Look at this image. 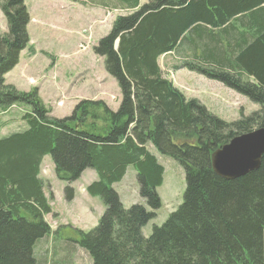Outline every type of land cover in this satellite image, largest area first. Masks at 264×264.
<instances>
[{
  "label": "trees",
  "instance_id": "trees-1",
  "mask_svg": "<svg viewBox=\"0 0 264 264\" xmlns=\"http://www.w3.org/2000/svg\"><path fill=\"white\" fill-rule=\"evenodd\" d=\"M24 1L0 0L7 27L0 37V113L12 105L29 109L22 116L26 127L0 138V264H36L35 243L50 233L44 216L53 197H45L39 178L47 155L56 178L67 183V202L74 199L70 183L87 169L97 175L86 192L101 199L104 211L93 229L76 232L75 242L92 264H264V154L258 170L235 180L211 167L214 151L264 127V0H148L141 6L109 0L132 11L117 16L92 47L116 81L119 105L111 110L101 100H81L62 119L49 116L37 88L20 92L5 83L29 46ZM198 25L216 31L199 38L214 49L205 55L213 56L204 57L208 66L184 68L246 97L259 111L225 122L162 77L158 58ZM149 145L179 163L185 189L177 210L144 238L142 228L160 208L156 188L164 173ZM128 166L148 209L125 208L112 189Z\"/></svg>",
  "mask_w": 264,
  "mask_h": 264
},
{
  "label": "rangeland",
  "instance_id": "rangeland-1",
  "mask_svg": "<svg viewBox=\"0 0 264 264\" xmlns=\"http://www.w3.org/2000/svg\"><path fill=\"white\" fill-rule=\"evenodd\" d=\"M70 1L78 6L75 7L73 13H67L65 9H62L59 1H24L29 13L27 31L29 32L30 43L19 58L17 69L10 75H5V83L15 87L20 92L28 90L24 81L20 80L26 79L28 74L33 78L32 82L37 83L36 87H39L37 91H40L41 87L44 86H54L50 90L47 89V92L42 95L38 93L39 98L46 94L49 104H46L45 107L50 111L52 118H63L70 115L79 101L90 100L93 97L95 92L100 89L90 80L96 76L95 73L103 80V89L107 96H103L102 99L108 103L112 110L117 109L121 99L116 81L105 72L103 61L89 62L86 67L81 69L75 58L78 56L88 58L92 54V47L104 33L98 22H104L106 19L99 18L94 23L92 20L81 16L84 9L80 7L85 5V0ZM120 15L122 14L120 13ZM115 17L116 14L114 18H109L106 22L110 25ZM73 28L75 29L74 32ZM6 33L5 17L0 11V37ZM88 34H91L90 50L79 52L78 46ZM29 47L32 48L33 52L28 50ZM30 61L32 64L29 72L27 64ZM47 65H49L48 68L41 74L36 73ZM162 77L169 80L171 76L162 74ZM234 94L237 96L236 93ZM113 98L115 100H112ZM57 101L59 104L64 103L63 106H69L68 110H56L55 103ZM199 102L208 109V112L225 122L236 121L240 115L247 117L260 110L258 104L250 102L246 97H241L239 103L238 101L232 102L234 106L237 105V108L231 110H226L231 102L225 106L220 100L214 104H209L205 99H200ZM18 107L22 111L15 110V112L0 117V137L25 127L21 123L22 116L29 109L24 105H18ZM51 109H54L53 114ZM151 152L163 167L164 173L162 184L156 188V193L160 199V208L155 211L156 216L142 228L141 233L144 238H148L153 227L161 226L169 215L177 210L183 201L185 189L184 172L179 163L161 155L154 148L151 149ZM40 170L47 172L43 176L44 194L48 199L52 195L53 199H50L49 202L51 214L44 216L50 233L35 243L33 252L36 264H92L90 256L75 242L79 239L76 232H88L93 229L104 211L101 199L88 195L84 189V185H88L97 179L96 173L92 169H87L80 180L70 184L74 191V199L67 202L63 193L67 183L56 178L50 155L43 159ZM112 189L117 193L125 208L138 204L148 209L146 202L139 197L136 171L132 166L126 168L124 177L120 182L113 184Z\"/></svg>",
  "mask_w": 264,
  "mask_h": 264
},
{
  "label": "crops",
  "instance_id": "crops-1",
  "mask_svg": "<svg viewBox=\"0 0 264 264\" xmlns=\"http://www.w3.org/2000/svg\"><path fill=\"white\" fill-rule=\"evenodd\" d=\"M49 1H53V2L59 1L61 3L59 5L61 6L62 9H65L67 13H73V10L75 9V7H78L76 4L72 3L70 0H49ZM146 1L147 0H139V5L141 6L142 4L146 3ZM80 8L84 9L83 15L81 16H83L86 19L92 20V22L94 23H96L95 20L99 18H104L105 13L108 11H117L121 13L122 15H127L132 12L128 8L123 7L117 3H112L109 0H85V5ZM257 11H260V10H257ZM257 11H254V12H257ZM252 14L246 15L240 18L237 17L236 19H232L228 24L238 22L247 16H252ZM98 24L101 26L100 29L104 32L100 36L102 37L108 33L110 29V25H108L107 22H104V23L98 22ZM241 27L243 26L241 25L240 28ZM72 30L73 32L75 31L74 28ZM215 33L216 31H213L204 25H198V26L191 27L188 31H186L182 35L176 49L173 50L172 52L162 55L158 59L157 63L164 76L165 75L173 76V80L171 79V77L169 80L172 82L173 86L177 88L184 95L186 99H197L198 101L200 99H205L208 101L209 104L217 103V100H220L221 102L224 103V106L227 105L229 102H231L226 108V110H231V109L237 108V105L234 106L232 102L238 101L239 103V100L241 99L240 96L238 95L236 96L232 91L223 87L218 82L208 80L198 75L197 73L189 71L188 69L184 68L185 64H192V63L208 66L205 64L206 60L204 59L208 56H213V54L212 53L208 55H205V54L210 51H214V49H211V50L205 49L204 45L199 42V38L201 35L210 36ZM197 42H199V44H197ZM22 53L20 54V57L22 56ZM75 58L77 59L78 65L81 69L87 66L89 62H94V63L98 61L102 62V59L96 58L93 54H90L88 58H83L80 56L75 57ZM31 64H32L31 61L27 64L29 68V72L31 70ZM207 64H209V68L214 67L213 63L211 62L207 61ZM18 66L19 64H17L16 67L12 71H10L6 76L13 73V71H15ZM48 66L49 65L43 66L42 70H38V71L36 70L37 71L36 73L41 74L44 70L48 68ZM95 75L96 76L94 78H91L90 80L93 81L94 84L98 85L100 89L95 92V94L90 100H102L110 108L108 103L104 99H102L103 96H107L105 94L106 93L105 90L103 89V80L97 73H95ZM20 80L24 81L25 87L28 89L36 87L37 85V83L32 82L33 78L29 74L26 79L23 78ZM64 85H66L65 82H64ZM53 87L54 86L41 87L42 89L38 91V93L39 95H42L47 92V89L50 90ZM36 88L38 89L39 87H36ZM40 99L42 100L45 106H47L46 104H49L46 94ZM51 111L53 114L54 109H51ZM1 116H4V115H0V117ZM21 123L22 125H25L24 122H21ZM150 152H151V149H150ZM84 172L81 174L78 180L81 179ZM88 185H84V189Z\"/></svg>",
  "mask_w": 264,
  "mask_h": 264
},
{
  "label": "water",
  "instance_id": "water-1",
  "mask_svg": "<svg viewBox=\"0 0 264 264\" xmlns=\"http://www.w3.org/2000/svg\"><path fill=\"white\" fill-rule=\"evenodd\" d=\"M264 154V127L233 137L211 155L214 173L235 180L259 169Z\"/></svg>",
  "mask_w": 264,
  "mask_h": 264
},
{
  "label": "clouds",
  "instance_id": "clouds-1",
  "mask_svg": "<svg viewBox=\"0 0 264 264\" xmlns=\"http://www.w3.org/2000/svg\"><path fill=\"white\" fill-rule=\"evenodd\" d=\"M134 11H135V10H134ZM166 54H167V53H166ZM160 57H161V56H160ZM160 57H159V58H160ZM159 58H158V59H159ZM160 71H161V70H160ZM176 89H177V88H176ZM177 90H178V89H177ZM196 100H197V99H196ZM101 101H102V100H101ZM103 102H104V101H103ZM104 103H105V102H104ZM202 105H203V104H202ZM63 118H64V117H63ZM152 148H153L152 146H150V145L148 146V150H149V152H150V149H152ZM150 153H151V152H150ZM151 154H152V153H151ZM152 155H153V154H152ZM153 156H154V155H153ZM45 157H46V156H44L43 159H44ZM154 157H155V156H154ZM155 158H156V157H155ZM43 159H42V160H43ZM156 160H157V159H156ZM41 162H42V161H41ZM41 164H42V163H41ZM80 176H81V175H80ZM79 178H80V177H79ZM79 178H78V179H79ZM78 179H77V180H78ZM41 180H42V182H43V185L45 186V184H44V180H43V179H41ZM77 180H76V181H77ZM76 181H74V182H76ZM74 182H72V183H70V184H73ZM70 184H69V185H70ZM43 193H44V188H43ZM44 195H45V194H44ZM45 197H46V196H45ZM49 202H50V201H49ZM49 205H50V204H49ZM51 212H52V211H51ZM50 214H51V213H50ZM48 215H49V214H48ZM48 215H46V216H48Z\"/></svg>",
  "mask_w": 264,
  "mask_h": 264
}]
</instances>
